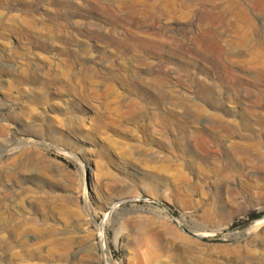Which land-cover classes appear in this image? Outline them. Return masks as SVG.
<instances>
[{
  "label": "rangeland",
  "instance_id": "1",
  "mask_svg": "<svg viewBox=\"0 0 264 264\" xmlns=\"http://www.w3.org/2000/svg\"><path fill=\"white\" fill-rule=\"evenodd\" d=\"M0 264H264V0H0Z\"/></svg>",
  "mask_w": 264,
  "mask_h": 264
},
{
  "label": "bare ground",
  "instance_id": "2",
  "mask_svg": "<svg viewBox=\"0 0 264 264\" xmlns=\"http://www.w3.org/2000/svg\"><path fill=\"white\" fill-rule=\"evenodd\" d=\"M256 1V0H255ZM263 7V6H262ZM261 7V8H262ZM260 8V9H261ZM238 25H240V24H238ZM251 26V25H250ZM257 29V28H256ZM253 30V29H252ZM236 31H237V33H240V30L238 29V28H236ZM251 33V32H250ZM252 33H253V31H252ZM250 35V34H249ZM252 35V34H251ZM240 39H239V44L241 45V46H243L244 44H246L248 41H249V37H248V35H243V36H241V37H239ZM254 43V42H253ZM260 55V54H259ZM257 60V59H256ZM259 64H261V63H258V65ZM262 65V64H261ZM207 100L208 101H210L211 99H212V88H211V86H208L207 87ZM229 123V122H228ZM231 123V122H230ZM234 124V123H233ZM233 124H231L232 126H233ZM235 125V124H234ZM244 125V124H243ZM223 126V125H222ZM234 130V129H233ZM234 133V132H233ZM218 136H219V134H217ZM224 135H232V128H230V126H228V127H226V128H224L223 127V136L222 137H220V139L222 138V139H224V138H226V136H224ZM211 136H212V134H211ZM213 136H215V135H213ZM209 138H210V136H209ZM212 138V137H211ZM214 138V137H213ZM216 138H218V137H216ZM212 143L214 142V143H216L215 141H211ZM218 142V141H217ZM220 142V141H219ZM211 143V144H212ZM213 143V144H214ZM219 145V144H218ZM241 146L239 145V144H237V143H232L231 144V146L229 147L228 146V148L227 149H230V151L231 150H234V151H238L239 150V148H240ZM225 150V149H224ZM226 151H228V150H226ZM229 151V152H230ZM225 152V151H224ZM239 152V151H238ZM238 152H236V153H238ZM225 154L228 156V158H229V155L227 154V152H225Z\"/></svg>",
  "mask_w": 264,
  "mask_h": 264
},
{
  "label": "trees",
  "instance_id": "3",
  "mask_svg": "<svg viewBox=\"0 0 264 264\" xmlns=\"http://www.w3.org/2000/svg\"><path fill=\"white\" fill-rule=\"evenodd\" d=\"M262 217L261 214H252L248 217V220L246 222H241V223H236L234 224L235 228L241 227V228H246L249 226L250 223L260 219Z\"/></svg>",
  "mask_w": 264,
  "mask_h": 264
}]
</instances>
